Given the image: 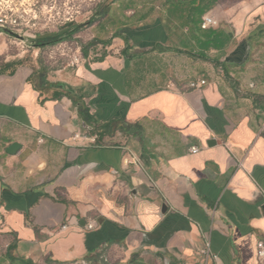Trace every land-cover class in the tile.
<instances>
[{
  "label": "crops",
  "instance_id": "0c3cea01",
  "mask_svg": "<svg viewBox=\"0 0 264 264\" xmlns=\"http://www.w3.org/2000/svg\"><path fill=\"white\" fill-rule=\"evenodd\" d=\"M169 9L102 55L0 70V264H262L264 0Z\"/></svg>",
  "mask_w": 264,
  "mask_h": 264
},
{
  "label": "rangeland",
  "instance_id": "374dc122",
  "mask_svg": "<svg viewBox=\"0 0 264 264\" xmlns=\"http://www.w3.org/2000/svg\"><path fill=\"white\" fill-rule=\"evenodd\" d=\"M226 1L237 4L240 0ZM165 2L166 0H31L29 16L26 17L31 28L24 36L25 40L9 34L0 36V70L17 63L30 67L43 64L48 70L64 68L75 60L81 41L88 43L87 49L91 57L94 54L102 55L106 52L102 47L104 44L96 48L90 45L91 41L103 43L102 41L109 40L111 35L115 37L127 26L140 28L157 21ZM104 11L109 13L101 17ZM79 26L82 29L81 33L76 34L77 38L72 37L71 41L57 45L47 44L49 40L69 36ZM37 44L41 47L35 46ZM81 51L80 56L83 53Z\"/></svg>",
  "mask_w": 264,
  "mask_h": 264
},
{
  "label": "trees",
  "instance_id": "16d2710c",
  "mask_svg": "<svg viewBox=\"0 0 264 264\" xmlns=\"http://www.w3.org/2000/svg\"><path fill=\"white\" fill-rule=\"evenodd\" d=\"M167 1V6L170 7L168 13L170 16H173V13H180L183 16H187L186 14H183L185 11H190V14L187 16L189 20L192 19L193 23H197L202 20V17L206 14L207 12V4H208V0H166ZM187 8H189L190 10H188ZM187 9V10H185ZM109 13V11H104L103 13H101V17H104L105 15H107ZM189 13V12H188ZM197 16V18H196ZM82 26L77 27L76 29H74V31L70 32L69 36H64V37H58V39H52L49 41H52L51 44L52 45H57L59 43H63L66 41H71L72 37L81 32ZM199 31L201 32V36L198 37L200 44L202 45V52L200 53V57L202 58H206V51L210 50L212 47L216 48V49H222L223 47V39H222V32L220 31H214V30H204L202 28V26L199 27ZM49 41L47 42V44H49ZM37 47H41V45L37 44ZM83 52L85 55H87V51H86V46H83ZM23 63H17V64H10L7 66V68H16V67H21L23 66ZM41 67L44 68V65L41 64ZM64 94L60 93L57 94L55 96L56 99H59L61 97H63ZM65 97L70 98L73 103L75 104V106L77 107V109L79 110V114L80 116L86 121L91 123L90 120V115H89V111L87 109L84 108L82 100H78L76 101L74 98L71 97V93L70 95H65ZM110 125H108V127L106 128L107 130L110 129Z\"/></svg>",
  "mask_w": 264,
  "mask_h": 264
},
{
  "label": "built area",
  "instance_id": "2783aa9c",
  "mask_svg": "<svg viewBox=\"0 0 264 264\" xmlns=\"http://www.w3.org/2000/svg\"><path fill=\"white\" fill-rule=\"evenodd\" d=\"M30 6L31 0H0V36L8 34V32H13L22 37L26 36L27 31L31 28V23L26 20V17L29 16L28 10ZM218 26L219 22L214 17L210 15L204 17L202 25L204 30ZM205 85H207L206 80L193 82L191 88L199 89ZM193 152L199 153L200 149L195 147ZM88 229L92 230L94 226H89ZM259 256L262 264H264V241L259 243Z\"/></svg>",
  "mask_w": 264,
  "mask_h": 264
},
{
  "label": "water",
  "instance_id": "95a60500",
  "mask_svg": "<svg viewBox=\"0 0 264 264\" xmlns=\"http://www.w3.org/2000/svg\"><path fill=\"white\" fill-rule=\"evenodd\" d=\"M9 35L17 38V39H20L22 41L25 40L24 37L18 35V34H15L13 32H8ZM36 46V45H35ZM211 146L214 145V144H217L216 140H212L210 141L209 143ZM22 149V146L19 145V144H13L8 150H7V154L10 155V156H15L20 150Z\"/></svg>",
  "mask_w": 264,
  "mask_h": 264
},
{
  "label": "flooded vegetation",
  "instance_id": "af4514ba",
  "mask_svg": "<svg viewBox=\"0 0 264 264\" xmlns=\"http://www.w3.org/2000/svg\"><path fill=\"white\" fill-rule=\"evenodd\" d=\"M51 42H52V41H49V45H51Z\"/></svg>",
  "mask_w": 264,
  "mask_h": 264
}]
</instances>
